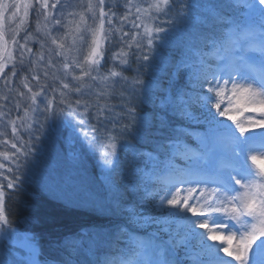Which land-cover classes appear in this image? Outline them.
I'll return each mask as SVG.
<instances>
[{"label": "snow or ice", "instance_id": "1", "mask_svg": "<svg viewBox=\"0 0 264 264\" xmlns=\"http://www.w3.org/2000/svg\"><path fill=\"white\" fill-rule=\"evenodd\" d=\"M243 6L248 9V16L242 21L214 16L218 23L230 26L224 32V44L211 41L214 51L208 53L190 48L187 58L175 65L177 75L184 68L195 69L185 85L190 90L177 91L176 99L182 111L193 104L203 107L211 104L217 115L235 125L233 128L218 121L209 112V122L216 125L218 138L240 146V152H233L231 162L222 165L211 177L213 187L198 189L195 185L208 181L192 167L187 176L161 189L164 194L160 196V206L166 203L175 209L168 215L183 221L187 228L185 243L197 241L189 250L192 264H264V167L260 166L264 162V132L245 135L253 128H264V0H246ZM188 7L181 6L177 0H124L123 4L87 0L82 6L64 4L62 0L0 2V101L5 102L0 103V127L4 129L0 137L7 136L9 126L12 137L0 143L15 149V152L0 151V157L9 165H15V168L8 166L6 169L14 173L4 177L6 186L0 184V225L9 224L5 187L15 189L17 186L20 177L15 173L21 167L19 157L27 159L31 151L30 139L34 134L39 139L37 133L50 119L71 117L77 125L86 126V120L94 118L104 131L103 135H98L100 128L93 125L94 135L89 143L101 147L104 165L115 172L119 164L118 149L127 146L121 141L128 136L130 123L137 120L131 98L138 88L143 91L141 86L144 85L139 78V68L132 78L125 73L132 63L149 60L143 49L147 47L152 52L155 41L162 39L160 33L167 31L164 25L171 22L174 10L176 15L186 16L187 12L182 9ZM21 10L22 15L12 27L11 22ZM30 10L37 18L35 33L28 28ZM61 29L64 30L62 35ZM89 33L90 41L86 35ZM116 40L120 42V50L113 53V66L102 71L105 45ZM36 44L39 47L34 52ZM248 53L259 54L260 71L254 76L250 75L255 67ZM213 59L220 61L215 67ZM118 87L121 96L127 92L129 97L120 112L109 103ZM234 110L257 115L238 121ZM12 111L17 113L15 119L11 117ZM41 116L44 123H38ZM237 131L243 140L236 136ZM24 133L29 140H23ZM83 135L88 139V132ZM245 151L258 155H244ZM249 160L254 168L249 166ZM4 168L6 165L0 162V169ZM225 221L234 223L230 226ZM220 229L229 231L224 234ZM208 241L221 243L209 244ZM169 242L175 247L174 242ZM134 249L127 257L106 259L104 264H181L179 260L141 259L150 249L163 255L161 246L151 241H138Z\"/></svg>", "mask_w": 264, "mask_h": 264}, {"label": "trees", "instance_id": "2", "mask_svg": "<svg viewBox=\"0 0 264 264\" xmlns=\"http://www.w3.org/2000/svg\"><path fill=\"white\" fill-rule=\"evenodd\" d=\"M108 2L123 4L124 0ZM245 2L246 0H177L181 6H190L182 9L187 15H176L174 10L171 22L164 25L167 31L160 33L162 39L155 41L154 50L149 52L147 47L143 49V54L148 55L149 60L132 63L131 69L125 73L132 78L137 75L136 69L139 68V78L144 81V85L141 86L143 91L138 88L135 96L131 98L136 107L137 120L130 123V132L121 141V144L127 146L119 150V164L114 172L119 191L116 195L117 209L111 217L96 210L69 206L42 190L34 192L35 198H31L22 190L13 194L15 200H10L9 206L14 210V224L20 219L30 221L31 230L45 237L43 253L47 257L59 264H75L73 260L80 262L85 251L84 247H79L76 240H83V229L112 220L109 226L124 228L123 234L120 231V235L115 238V243H120V240L123 243L127 237L135 240L128 229L134 232L153 231L163 237L173 238L175 247L182 255V261L192 264L189 250L197 241L189 240L185 243L187 228L183 221L168 215L175 209L169 208L166 203L163 207L160 206V196L164 194L161 189L165 188L167 183L180 178L175 175H186L189 166L186 164L187 156L190 155V159L196 161L204 156L203 149L197 148V138L202 134L208 137L217 133L216 125L209 122L208 113L211 112L216 120L225 124L227 120L217 115L211 104L206 107L193 104L182 111V106L176 99L177 91L182 88L185 91L190 90L185 88V85L189 81L190 72L195 69L184 68L177 75L175 65L187 58L190 48L208 53L214 51L211 41H216L217 45L224 44V32L230 26L218 23L214 16L242 21L248 16V9L243 6ZM221 4L222 7H212ZM105 46L102 71L113 66L112 56L120 50V42L116 40ZM211 62L213 67L220 63L214 59ZM128 99L127 92L121 96V89L118 87L115 97L109 103L121 110ZM229 125L235 127L233 124ZM199 151L201 153H198ZM222 153L232 156L225 150H222ZM62 237L65 239L61 241ZM52 243L55 247L49 249L48 246ZM129 243L131 247V241ZM127 244L128 241L125 247ZM118 249L116 247V251Z\"/></svg>", "mask_w": 264, "mask_h": 264}, {"label": "rangeland", "instance_id": "3", "mask_svg": "<svg viewBox=\"0 0 264 264\" xmlns=\"http://www.w3.org/2000/svg\"><path fill=\"white\" fill-rule=\"evenodd\" d=\"M0 2L10 3L11 0H0ZM49 2H54V0H49ZM64 4L71 3L74 6H82L85 0H80V2L73 0H62ZM59 7V5H58ZM22 11L18 14L16 20L11 22V26L14 27L15 23L18 22L19 16L22 15ZM55 12V10H53ZM34 14V16H33ZM67 10L65 11V15ZM10 15L5 13V17ZM33 17V24H31V18ZM36 14L33 10H30L28 17V28L35 33L36 28ZM78 19V17H76ZM89 24L92 21L89 20ZM33 25V27H31ZM8 22L6 20V34H7ZM131 30V25L127 26ZM63 29H61V35L63 34ZM24 32L20 33L23 36ZM88 40L90 41V33L86 34ZM19 39V37H18ZM31 43V42H30ZM50 43V42H49ZM51 46V45H50ZM39 47L38 44L33 45L34 52ZM54 47V46H52ZM106 48V46H105ZM258 53H252L250 56L251 60L258 64L257 71H260V64L258 59ZM11 65L9 66V68ZM8 68L5 72H8ZM250 75H253L250 73ZM18 83V81H17ZM2 87V86H0ZM229 89L231 85L229 84ZM14 95V94H13ZM0 103H5L0 101ZM102 103V102H101ZM103 104V103H102ZM119 107H115L116 112ZM7 111V109H5ZM236 119L244 120L248 116H256L255 112H236L234 110ZM22 115V112H21ZM17 113L12 111L11 117L15 119ZM38 123H44L43 116L40 117ZM104 124L107 121H103ZM227 124H232L227 120ZM96 125L100 128V133L98 135H103V126L97 125L96 120L93 118L90 121L86 120V126L77 125L75 120L71 117H58L56 119H50L44 127L40 129L39 139H36L34 134L29 141V147L31 149L27 159L24 156L19 157L21 167L18 169V174L20 179L17 182L15 189H7L5 187L6 199H5V210L9 217V224L0 225V264H59V262L54 261L47 257L43 253V248H45L46 242L43 240L42 235L37 234L31 230V222L28 220L20 219L17 224H14V210L9 206L10 200H15L13 195L19 190H22L25 194H28L31 198H35V191L42 190L44 193L52 196V198L61 200L69 206H75L77 208H86L90 210H96L100 213H105V216L111 217V214L117 209V193L119 191L118 185L114 179V172L111 168L106 167L103 163L104 157H102V149L98 144L90 145L89 141L94 135L92 131V126ZM111 128V125H108ZM4 129L0 127V131ZM119 130V126H117ZM7 136L0 137V140L5 138L11 140V127L7 129ZM83 132H88L89 137L86 139ZM264 132V128H253L250 133L245 135H253L255 133ZM236 136L241 140L244 139L236 132ZM209 139L208 141L205 140ZM199 141V146L197 148L203 149V156L201 159L207 161L201 164L199 171L201 172L204 180L213 176L214 172L207 170L203 166H211L216 164L219 167L226 165L231 161L221 158L222 150L228 152V154L233 155V152H240V146L234 142L228 140L222 141L218 138V133L211 136H199L197 138ZM23 140H29L27 133L23 134ZM19 146V141L17 142ZM200 149V150H202ZM0 151H10L15 152V149H11L10 145L5 146L0 143ZM119 151V149H118ZM201 153V152H200ZM257 154L258 153H251ZM245 151L244 155H251ZM191 160L190 155L187 156L186 164L197 166L200 160ZM0 162L6 165V168L0 169V184L6 186L7 180L4 179L5 176L11 177L14 173L7 172V167L11 166L15 168V165H9L7 160L0 157ZM250 167H255L252 165L251 160L248 161ZM261 167H264V162H261ZM117 168V167H116ZM186 175L177 174L175 176L185 177ZM193 185H186L190 187ZM198 189L207 187H213L214 185H207L206 183H200L195 185ZM190 213H188L189 215ZM112 220L104 222V224H94L92 227L83 229V240H76L79 247L83 248L85 251L84 258L79 261H74V263H84L95 261L96 264H104L106 259H113L120 256L127 257L135 249L134 245L139 240L135 239L132 241L129 237L120 243H115V238L120 235V231L123 234L124 228L120 226H109ZM230 226L234 223L232 221H225ZM130 229H128L129 231ZM196 231H204V229H196ZM221 233L226 234L229 229H220ZM177 235V234H174ZM140 238L142 236L140 233L133 234ZM160 236V235H159ZM165 243H157L151 238H144L143 241H151L154 245H160L163 249V255L159 252H154L151 249L147 250L146 254L141 257V259L157 260V259H167V260H179L178 253L175 249L170 248V242H174L173 238H165ZM65 237L61 238V241ZM120 239V238H119ZM141 239V238H140ZM128 244L125 247L126 242ZM131 241L132 246H129ZM142 241V240H141ZM175 243V242H174ZM209 244L219 245L220 241H208ZM235 243V241H233ZM121 246H119V245ZM118 245V246H117ZM52 243L48 246L49 249L54 248ZM118 247V251H116ZM116 251V253H114ZM50 252V251H49ZM175 253L173 255L172 253ZM223 255V254H221ZM85 264V263H84ZM181 264H184L181 262Z\"/></svg>", "mask_w": 264, "mask_h": 264}]
</instances>
